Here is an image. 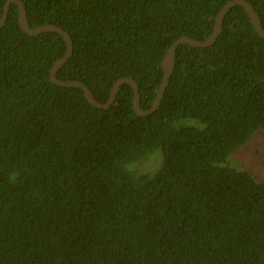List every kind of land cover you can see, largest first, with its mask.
<instances>
[{
  "label": "trees",
  "instance_id": "16d2710c",
  "mask_svg": "<svg viewBox=\"0 0 264 264\" xmlns=\"http://www.w3.org/2000/svg\"><path fill=\"white\" fill-rule=\"evenodd\" d=\"M22 1L33 30L73 40L60 80L105 104L132 78L149 110L171 46L209 40L233 0ZM246 1L264 27V0ZM20 14L12 4L0 29V264H264V182L226 165L264 130V38L247 10L228 12L214 45L179 46L147 116L127 84L108 110L54 84L67 44L28 35ZM157 149L163 165L141 173Z\"/></svg>",
  "mask_w": 264,
  "mask_h": 264
},
{
  "label": "water",
  "instance_id": "95a60500",
  "mask_svg": "<svg viewBox=\"0 0 264 264\" xmlns=\"http://www.w3.org/2000/svg\"><path fill=\"white\" fill-rule=\"evenodd\" d=\"M12 4H16L19 7L20 13H21L20 14V25H21L22 29L28 35L39 36V35H41L43 33H47V32H52V33L56 32V33H59L60 35L63 36V38L67 44V52H66V55L59 62H57L52 68L51 81L54 84L59 85L61 87L80 88L85 92L86 98L92 106H94L96 108L106 109V110L111 108V106L114 104V102L116 100V96L120 92L121 87L127 84L134 89V95H135L134 96V109L139 116L151 115L160 108V106L163 102L167 87H168L169 82L171 80V77L173 76V74L175 72L176 57H177V52H178L179 46L183 45V44H189L193 47L207 48V47L214 45L217 42L219 36L222 34L224 21L226 19L228 12L232 8H234L236 6L244 7L247 10L258 34L262 38H264V27H263L262 20H261L260 16L258 15L257 11L255 10V8L252 6V4H250L246 0H233V1L228 2L223 7V9L220 11V13L216 19L217 23L215 26L214 34L209 40L198 41V40H195V39H192L190 37L185 36V37L178 39L171 46V48L168 50L166 56L164 57V60L162 63V66L164 69V77H163V81H162V84H161L160 89H159L158 98L155 101V104L151 109L145 110L141 106V93H140L139 85L132 78L120 79L115 84V86L112 90V93H111V97L108 100V102L105 104H101L100 102H98L96 100L93 92L91 91V89L87 85H85L84 83L66 82V81L60 80L58 78V72L67 64V62L73 56L74 43H73L72 38L61 27H58L56 25H46V26H42V27H39L38 29L33 30L30 27L29 19H28V12H27L26 6L22 0H7V2L5 4V8H4V15H3L2 21L0 23V29L5 25V23L7 21V17H8L10 7Z\"/></svg>",
  "mask_w": 264,
  "mask_h": 264
},
{
  "label": "rangeland",
  "instance_id": "374dc122",
  "mask_svg": "<svg viewBox=\"0 0 264 264\" xmlns=\"http://www.w3.org/2000/svg\"><path fill=\"white\" fill-rule=\"evenodd\" d=\"M184 121L193 120H182L179 123L186 124ZM139 163H136V167L141 173L156 172L164 163L162 150L157 149L147 159ZM226 165L247 171L258 181L264 182V130L257 131L247 145L235 150L228 158Z\"/></svg>",
  "mask_w": 264,
  "mask_h": 264
}]
</instances>
